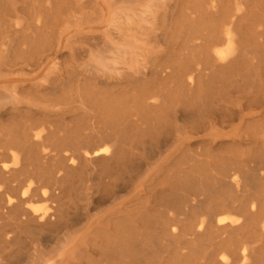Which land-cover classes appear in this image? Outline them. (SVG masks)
<instances>
[{
	"label": "bare ground",
	"instance_id": "bare-ground-1",
	"mask_svg": "<svg viewBox=\"0 0 264 264\" xmlns=\"http://www.w3.org/2000/svg\"><path fill=\"white\" fill-rule=\"evenodd\" d=\"M246 1L173 0L165 15L168 25L175 22L172 53L179 50L177 56L180 58L174 63L171 73L162 77L172 85V89L151 97L145 92L142 94L141 84L156 80L162 72L155 67L157 57L153 54V60L145 62L147 66L136 67L131 72L129 85L135 93H131L129 98L130 94L125 97L126 94L119 91L117 95L123 98L119 100L120 103L117 101L119 104L114 105L117 112L124 111L125 115L128 113L124 107L128 102L135 108L144 106L154 112L163 110L173 120L165 123V128L146 125L143 130L136 119L127 120L132 138L130 151L134 156L141 150L139 145L142 132L150 128L157 131L154 140L150 142V149L147 147L150 158L155 159L151 164L156 166H144L146 173L151 170L156 173L168 162L181 157H187L193 163L189 167L191 169L183 170L189 173L188 176H192V172L201 173H198L201 175V189L190 191L196 195L179 196L174 200L176 206L170 207L173 213L169 210L165 212L169 219L171 214L176 217L166 223L171 235H187L191 244L197 239L201 240V262L194 264H264V16L252 20L254 14ZM115 2L118 3V0ZM200 19L199 31L186 35L183 43L178 46L179 39L175 41L179 37L178 23H199ZM202 30L205 33H201ZM164 38L161 32L153 33V39L165 48L157 52L158 56L170 53ZM112 48L108 49L112 51ZM51 53V48H32L29 58L18 63L12 62L9 66L12 68L20 65L21 71L36 70ZM93 57L95 71L99 70L98 67H106L104 64L109 68L112 62L103 63V60L100 62L102 56ZM228 70L233 75L230 79L225 77ZM106 74L102 71V75L96 79V85L106 87ZM34 78H26L23 74L0 76V156L8 157L11 162L9 167L8 162L0 161V182L7 180L8 176L18 179V188L12 189L14 195L5 193L2 196L0 189V264H24L22 256L15 263L8 262L10 253L6 250L17 242L18 251L22 253L26 248L24 240L29 235L44 236L40 239L43 242L40 246L44 249L50 247L48 251L42 249V258L36 260L35 264H82L80 261L71 263L69 260L76 256H87L89 249L77 250L75 246H87L86 243L94 236L105 238L110 233L109 224L114 226V234L117 229L120 230L123 223L118 225L123 216L119 210L114 209L108 213L102 209L106 198L113 195L95 197L96 190L91 186H86L84 192L80 193L78 206L70 212L71 208L62 202L66 194L63 182L78 169H90L88 175L97 174V179L118 170L126 153L121 146L124 143L121 139H124L126 132L119 125L116 129L110 126L107 131L99 132L93 144L84 142L82 147L80 145V150L85 153L72 149L66 154L64 148L71 146L75 140L63 141V137L51 132L49 125L57 113L52 110L58 105L59 99L56 96L67 97L71 89L58 92L51 79L33 81ZM109 79H113V87L122 88L123 83L120 81L126 78L121 75ZM93 82V78L86 76L77 79L73 85L79 89L80 85ZM153 98H158V102L146 103V100ZM110 103L114 104V101ZM172 104L176 108H169ZM186 105L189 107L185 108ZM120 119L115 117L114 120ZM6 120L12 124L8 131L5 130ZM197 133H201V137L196 142L197 146L190 149V136ZM52 137L56 140H51ZM243 156L251 157L252 165L249 168H244L243 161L246 160H243ZM93 179L91 177L89 180ZM197 183L192 184L194 186ZM36 203L44 205L36 206ZM126 218L130 222L129 232L135 229L136 223L144 225L151 219L144 211H129ZM28 248L36 249L34 245ZM104 253L102 257L106 258ZM84 264L91 262L86 260Z\"/></svg>",
	"mask_w": 264,
	"mask_h": 264
},
{
	"label": "rangeland",
	"instance_id": "rangeland-1",
	"mask_svg": "<svg viewBox=\"0 0 264 264\" xmlns=\"http://www.w3.org/2000/svg\"><path fill=\"white\" fill-rule=\"evenodd\" d=\"M115 1L117 0H0V76L8 75L14 77L23 74L26 78L35 77L33 81L49 78L56 85L58 92H65L71 89V94L67 97L56 96V99H59L58 105L52 110L57 113L52 117L49 125L51 132L58 137H63V141L72 142L75 140L71 146L64 148L66 154H69L72 149H79L81 153H85L82 149L80 150L82 144L84 142L93 144L97 141V135L107 131L110 126L116 129L119 125L120 129L126 132L124 139H121L124 142L121 146L126 153L118 170H113L108 176L97 179V174H93L94 176L88 175L90 169H78L63 182L62 187L66 194L62 202H65L71 208L70 212L73 211L74 207L78 206L80 193L84 192L86 186H91L96 190L95 197L113 195L110 198H106L103 208L101 207L102 209H106L108 213L116 209L119 212L121 211V216H123L121 218L123 222L121 221L118 225L119 227L123 223L120 230L117 229L113 234L114 226L109 224L110 233L105 238L94 236L86 243L87 246H75L77 250L87 247L89 249L87 256H82L81 258L76 256L69 262L77 263L80 261L82 264L86 260L91 262V264H194L197 261L201 262V240L197 239L191 244L188 242L187 235L181 233L171 235L166 223L176 217L171 214L170 219H172L170 220L165 213L168 210L173 213L170 207L176 206L174 202L179 196L196 195L190 191L201 189V175H199L201 173L192 172L190 173L192 176L189 175V177V173L183 171L193 164L191 159L187 157L168 162L166 166L156 173L153 170L146 173L144 166L155 161L154 158L149 156L150 142L154 140L153 137L157 133L153 128L142 132L140 137L141 144L139 145L141 150L135 156L130 151V140L132 138L130 137V132H128L127 120L136 119L142 130L146 128V125L165 128L167 126L165 123L173 120L163 110L154 112L144 106L135 108L129 102L124 107L128 113L127 115L124 114V111L117 112V107H115L119 100L123 98V96H120V98L117 95L119 91L121 92L122 90L126 94L125 97L130 94L129 98H131V93H135L129 85L131 72L136 67L146 65L145 62L153 60L151 59L153 54L157 57L154 63L155 67L160 68L162 72L156 80L145 81L141 84L142 94L145 92L148 97H151L153 94L156 96L159 92L162 93L172 89V85L164 81L162 77L165 78L168 73H171V68L175 65L174 63L177 59L180 58L177 56L179 50L172 53L174 43L173 24L175 22L168 25L165 15L168 11V5L173 0H129L130 2L128 0H118V3ZM230 1L232 3L236 2V0ZM246 3H248V8H251V13L254 14L251 17L252 20L263 18L264 0H247ZM190 4L192 5L191 1ZM145 12L148 13L145 15ZM132 15L133 17H131ZM178 24L179 37L175 41L177 42L179 39L177 42L179 46L183 43L186 35L199 31L198 26H201V19L199 23L185 24L184 22H179ZM183 24L185 25L184 27H182ZM109 31L112 33H109ZM159 32L163 33L164 42L170 49V53L161 56H158L157 52L164 51V45L153 39V33ZM119 33H122V36ZM201 33H205V30H202ZM90 40L93 41L94 46L95 44L97 45L96 48ZM107 45L108 47H106ZM38 47L41 49L51 48L52 53L36 70L24 69L21 71L19 69L20 65L12 68L9 66L12 62L18 63L29 58L32 48ZM93 47L94 51L92 50ZM108 48H112V51ZM107 50L110 53H107L108 56L105 57ZM116 52L119 53L117 54ZM93 55L99 58L102 56L100 62L103 60V63L112 61L109 63V68H107V64H104L106 67L103 69L98 67L99 73L97 74L98 71L94 69L96 64ZM82 56L83 58L86 56V58L83 59ZM89 58L90 60H88ZM99 58L97 59L99 60ZM113 60H116L117 63L116 61L113 62ZM127 61H130V64ZM86 64L87 68L85 67ZM119 66L122 68H119ZM92 67V70L96 73L91 70ZM102 71L107 73L104 76V78L106 77L104 79L107 83L106 87L96 85V79L102 75ZM121 75L126 78L124 81H120L123 83V89L121 87H113L111 84L113 79L109 78H119ZM86 76L93 78L94 82L84 83V85H80L81 88L76 89L73 83L77 79L86 78ZM225 77L228 79L233 77L231 70H228V74ZM227 89L230 90L231 88L227 87ZM105 96L108 103L104 102ZM157 100L158 98L148 99L146 103L151 101L157 103ZM112 101H114V104L110 103ZM188 107V105L185 106V108ZM169 108H176V106L174 107V104H172ZM115 117H120L121 119L117 121L114 120ZM4 124L6 131L12 127L9 120H6ZM7 137L6 135L5 138ZM200 137L201 133L190 136L192 144L190 149H194L197 146L196 142ZM51 140L55 141L56 139L52 137ZM148 146L149 149L147 148ZM250 158L243 156V160H246L243 161L244 168H249L252 165ZM0 161L8 162L9 167H11L8 157L0 156ZM129 163L130 165H128ZM151 166L155 168L156 165L153 166L151 164ZM199 167V170H201V166ZM98 169L96 167L95 170L98 171ZM91 177L94 178L92 181L89 180ZM115 178L116 180L114 181ZM197 181L198 186H193L192 183L196 184ZM190 182L192 183L190 184ZM187 184L190 185L188 186ZM17 186L18 179L8 176L7 180L0 182L2 196L5 193L14 195V190L18 188ZM188 187L191 188L189 189ZM114 198L115 200H113ZM35 205L41 206L44 204L36 203ZM129 211L131 213L144 211L147 213L148 218L151 219L144 225L136 223L135 229L129 232L130 222L126 218ZM162 212L163 217L160 216ZM178 218L181 219L183 216ZM42 238L44 236L33 237V235H29V238L24 240L26 248L22 253L18 251V244L15 242L6 250L10 253L7 261L15 263L22 256L24 264H35L36 260L38 261V259L42 258V252L50 249V247L44 249L40 246L43 245ZM169 240L171 244L170 242L167 243ZM180 241L181 244H179ZM32 245L36 247L35 250L28 248ZM42 249L44 250L42 251ZM196 252L198 253L197 255ZM103 253L106 254V258L102 257ZM123 253L126 255H123ZM178 258L179 260H177Z\"/></svg>",
	"mask_w": 264,
	"mask_h": 264
}]
</instances>
